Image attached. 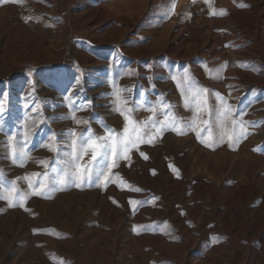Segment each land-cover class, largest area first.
Returning a JSON list of instances; mask_svg holds the SVG:
<instances>
[{"label":"rangeland","instance_id":"374dc122","mask_svg":"<svg viewBox=\"0 0 264 264\" xmlns=\"http://www.w3.org/2000/svg\"><path fill=\"white\" fill-rule=\"evenodd\" d=\"M263 9V0H0V195L12 182L26 195L23 206L0 199V264H258ZM220 97L227 128L244 126L239 141L216 142ZM102 125L152 142L125 152L107 181L60 185L68 133L104 136ZM10 136L29 158L12 162ZM92 155L79 164L96 173L105 161Z\"/></svg>","mask_w":264,"mask_h":264},{"label":"snow or ice","instance_id":"6c2138e0","mask_svg":"<svg viewBox=\"0 0 264 264\" xmlns=\"http://www.w3.org/2000/svg\"><path fill=\"white\" fill-rule=\"evenodd\" d=\"M175 4H172L171 10L174 12ZM215 14V13H214ZM173 79H177L176 77H173ZM185 80H190L191 77L189 74L185 73L184 76ZM191 91V88H189ZM203 92H207L206 89L202 90ZM193 98H198L200 95V92L198 91H192L191 93ZM219 95V94H217ZM221 99V105L218 109V119L219 124L221 128L220 135L216 138V142H223L225 138L228 141H232L235 139V141H239L241 138L246 136V132L244 130L243 124L237 125L236 121H231L232 125L234 126L233 129L229 130L227 128V124L231 119V109L227 107L226 102ZM124 104L127 103V101L123 102ZM167 107V106H166ZM3 106L0 105V110H2ZM117 111H119L122 115L124 114L123 108H117ZM154 111V109H152ZM127 112L129 115L125 116V119L128 120L130 118V114L132 112V109H127ZM74 118V117H72ZM79 123V121H77ZM159 123V122H154ZM173 125L178 124V121L173 120ZM206 123V122H205ZM192 124H189L188 127H192ZM106 129V135L104 136H96L95 134L91 133L89 130V133L82 134L80 136H77L75 131L72 130L68 133L70 137H72V147L73 152L69 154V158L64 161L65 164V170L64 175L60 178L59 184L63 185L67 182L66 178H71V181L76 184L77 187L81 186L83 183L91 182L93 177L95 179L99 180L101 177H103L104 181L108 180L107 171L111 169V167L116 166V161L119 158H122L124 153L127 152L131 147L135 146L137 143L140 142H146L151 143V139H147L145 136L141 135L139 133V130L134 128L132 130V134L128 135V127L126 125L124 133L117 134L112 129H109L107 125H102ZM160 129L157 128V131ZM209 133H211V130L209 129ZM54 139V137H53ZM209 140L211 141V134L209 135ZM79 142V143H77ZM8 145L11 149L10 151V157L12 159L13 163H16L17 160H23L27 159L28 154L23 151L22 148L18 149L16 146L15 138L9 137L8 138ZM209 146H211L209 144ZM51 150H56L54 148H51ZM88 148L93 149V155L91 157L92 160H96V156L98 154H101L103 156V159L105 161V167L100 168L97 166V172H92V166L89 165L87 169H81L80 168V158L82 154H86V150ZM147 159V157H145ZM111 161V163H109ZM2 186V185H0ZM45 184H41L40 187H45ZM31 187V185H30ZM139 191V189H137ZM14 194H16L14 196ZM33 195H40L41 193L39 191H33ZM0 199H6L9 203V206H16L18 203L20 206H23L22 201L26 199V195L23 193L17 194V189L15 187L14 182H12V187L8 191L7 195H0Z\"/></svg>","mask_w":264,"mask_h":264},{"label":"bare ground","instance_id":"6f19581e","mask_svg":"<svg viewBox=\"0 0 264 264\" xmlns=\"http://www.w3.org/2000/svg\"><path fill=\"white\" fill-rule=\"evenodd\" d=\"M263 4H264V0H263ZM264 10V9H263ZM253 259V258H252ZM258 264H264V257H259V261Z\"/></svg>","mask_w":264,"mask_h":264}]
</instances>
